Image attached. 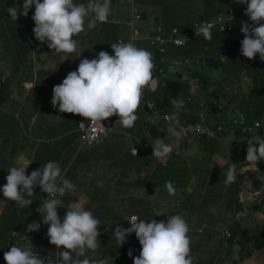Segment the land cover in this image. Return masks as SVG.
<instances>
[{
    "label": "crops",
    "instance_id": "0c3cea01",
    "mask_svg": "<svg viewBox=\"0 0 264 264\" xmlns=\"http://www.w3.org/2000/svg\"><path fill=\"white\" fill-rule=\"evenodd\" d=\"M17 4L22 8L23 0H0V23L3 24L5 22V25H3L4 31H6L7 20H12L11 17H7L10 14L6 9ZM232 7L237 10V19L229 22L233 27L235 26V29L231 31L232 33H225L215 28L211 31L212 39L210 41L203 38H199L196 41L191 40V48L183 50L168 45L166 53L163 55L158 54L149 44V38L155 35V29L158 26H162L163 35L170 37L171 31L177 28L178 35L185 36L188 33L187 31L194 28L195 22L212 18L217 8L216 0H112V10L108 20L103 23H98L95 29L91 30L88 35L82 33L79 37H75L78 40V47L76 52L71 54L52 53L53 50L49 49L47 44H41L36 39L34 43H26L25 49L22 50V48L20 49L18 40L13 39L9 34L4 36L0 44V88L6 89L7 87L8 93L5 94V91L1 92L0 89V104L8 110L11 102H14V106L13 112L10 110L9 112L0 111V189L7 182V169L12 166L29 165L27 174L30 175L33 170L41 168L49 161L58 162L63 170V175L77 186V191L74 194H66L62 198L57 197L61 201L58 214L62 222L67 208L75 204L92 211L100 223L102 222L99 225V231L101 233L99 237L100 248L95 253L89 252L88 255L93 259L103 260L104 264H118L116 258L120 252L117 249V241L113 237L115 226L119 224L124 228L130 227L127 220L135 214L139 215L140 219H155L157 221H166L167 216L177 214L175 209L177 206L174 203L168 204L164 202L167 198V195L163 193L166 192L163 189L164 184L152 185L155 182L171 181L175 189V194L172 196L175 199L188 200V204L185 205V214H182V216L184 218H190L189 220L186 219L190 228L193 229L190 234L208 232L203 229L196 230L195 223L201 220L202 224H206L212 230V238L218 239L219 236L217 237L215 233H221L220 236L222 238L219 239L218 243L221 246L223 242L222 248L224 249L225 256L229 254L230 249H228L229 244L227 243V238L233 239L234 235L232 231L227 230L228 228L223 227L222 224H225L224 218H226L223 215L228 214L218 213L213 209V206H220V201L225 200L226 203L224 205L230 207L227 210H233L234 207L228 199L231 185L223 187L222 193H220L222 196L219 194L218 196H194L199 187L198 174L195 173L196 170H199V167H196L195 164L201 161L204 167H207L208 161L205 160L203 151H209L213 158V156L218 154L215 150H219L222 142L225 143L227 141L228 146L233 148L235 140L231 137L236 138L235 136L230 132H225L223 133L225 137L222 141L220 140V143L198 140L194 136L193 139L185 138L182 136L181 127L178 124H172V126L181 135L179 137L168 135V131L164 130V126L160 122L162 119L158 120L156 115L146 114L145 101H143L137 111L138 119L133 127L124 128L116 121L109 134L110 137L108 136L103 142L89 148L81 145L79 141V133L77 131L79 124L76 128L66 132L68 134L63 133L68 126L66 118L70 113H60L58 107L54 108L52 106L51 100L54 86L62 83L69 72L77 70L79 65L77 61L87 56L85 54L88 47L86 41L90 35L95 33L99 35L98 42L100 45L99 48L97 47L98 53L100 51H107L109 54L114 55L111 43L118 42L119 39L128 40L131 37L132 31L130 24L134 21V28L139 31L142 37L134 44L137 47L150 51L154 62H157V64L160 63L164 67L168 66L165 75L160 76V78L163 77L173 82L180 81L185 84L187 82L191 83V79H194V83L190 89L186 86L188 92H191L189 98L193 97L197 101L202 100L203 104L207 106L203 109L201 108L204 111L210 105L214 106L215 111L212 113L222 118L219 120L217 118L218 116L214 118L211 114L215 122L224 124L226 120H230L235 122L233 125L242 121L246 122L247 116L243 111L242 105L238 104V101L245 102L247 108L250 106L249 97L254 89L257 71L252 68V61L241 55L240 41L244 38L241 32V22L248 21L251 23V21L244 14L246 6L237 4L234 0L230 4L229 1L223 3L220 0V7L218 9H229ZM32 9H34V6ZM134 15H140V18L133 19ZM31 17L32 14L29 13L25 25L34 35L33 28L35 24ZM9 26L10 23L8 21ZM14 36L19 35L16 33ZM7 39H10V41L7 42ZM219 40H222L224 55L232 54L233 63L234 60H240L242 58L247 64L244 65L240 73H236L232 71L231 60L222 67L216 66V62L210 59L212 60V66H215L218 72L220 81L223 79L230 80L226 83L225 91L222 92L220 89H217L219 93L215 96L212 90L207 89L209 87L205 83L206 78H203L206 75L204 76L201 72L193 75V70L189 72L185 70L186 72H184L183 69L192 65V62L199 63L204 59H208L206 54L207 44L215 42V45H217ZM97 55H94V57L91 56L90 58H97ZM20 57L25 58V64L29 63L27 66H33L32 69H29L30 72L28 74L21 67H17ZM192 58H195V60L193 61ZM178 60H189L190 64L182 67L183 69L180 68V70L173 71L171 68H174V66L171 63ZM34 66H36V71L34 70ZM10 73L13 74L12 78ZM154 73L155 71L153 75ZM237 75L239 76V80H237ZM40 76L43 77L44 83L38 80ZM47 76L51 83H47L49 81L47 80ZM156 76L158 75L156 74ZM26 82H31L34 86L27 89L24 86ZM161 85L162 82H160V85L156 84L155 77L153 76V81L150 86L145 88L148 98L155 99V91L159 89L166 97L168 96L167 99H164L166 97L161 94L163 95L161 99L167 101L166 112L170 114H181V118H190L192 114L186 107V103L179 110L175 109L170 101L171 94L166 92L165 89H161L163 87ZM13 91L22 97V103L12 98ZM254 107L256 108V105L252 104L248 110L254 111ZM197 112H195V115ZM263 112L261 111V113ZM80 119H82L80 122H88L83 117ZM162 121L164 122V120ZM256 122H260L261 127H263L261 121L257 120ZM251 123L252 121L247 124ZM51 127L57 128L58 134L54 136L47 135L46 132L49 133L48 130H51ZM29 135L30 141L27 142L26 139ZM74 136L76 137L73 138ZM157 138L163 139L164 143L171 145L173 151L160 158L153 156V145H157ZM185 141H187L186 144ZM134 149L138 150L136 155L133 154ZM236 149L238 151L234 154L241 161L245 162V167L247 145L242 144L241 149L237 145ZM223 159L225 161L224 167L228 163H231L228 157L224 155ZM214 160L217 162L216 159ZM183 169L189 170L188 174L191 176L189 182L184 186L176 185L177 183H181V176L187 174L183 173ZM239 171L240 169L237 170V181L233 184L237 186L236 193L238 200L243 205V209L239 213L242 216L247 209V202L257 196V188L259 190L258 192L264 190V181L257 177L264 175H262V170H259L258 173L248 171L249 173L246 172L243 176L239 175ZM249 181H251V187L248 185ZM98 182H103V186H98ZM143 182L148 183L146 187L135 185L136 183L141 184ZM194 183L195 186H193ZM222 183L225 184L224 181ZM151 186L155 190L154 196L150 195ZM205 187L203 190H210L209 187ZM238 187L242 192H239ZM34 191L35 196L31 197L33 204L28 208H19L15 205L14 201L6 200L2 190H0V264H6L4 253L10 250L11 246L21 247L20 245L23 243L16 244L15 237L12 234L14 231H18L19 233L25 232L28 221H31L36 216L35 208L39 205V199L47 195V193L41 192L39 187H36ZM186 193L188 197H185ZM209 196L213 203H204L202 200L208 199ZM244 200L245 203H243ZM255 204L253 206L262 211L261 208L264 207V196L260 203ZM209 206L212 207L210 208ZM156 208H160L158 213L163 215L157 216ZM223 208L225 207L223 206ZM204 214H209L212 217L209 218V222L207 221L208 219L205 221ZM215 215L218 218H214ZM228 218H231V216H228ZM110 219L111 222L109 223ZM232 222L241 224L234 220ZM44 229L47 235L48 226L44 225ZM239 229L243 233L246 231V229L242 228V224ZM228 231L231 232L232 237L226 235ZM263 232L264 228L262 235H264ZM191 237L192 240H195L194 236ZM196 237L201 238V235ZM135 241V246L140 245L137 238H135ZM238 241L240 244L247 243V241L243 240V236ZM191 245L194 247V251L201 246L196 241ZM33 246L40 253L49 254L53 259L56 258L55 260H59V256L56 253L57 248L49 242L48 235L46 240H35ZM135 246L130 249L135 248ZM263 253L264 251L261 252V254ZM195 254L198 255L196 251ZM219 254L223 255L222 249ZM133 257H131L132 260ZM246 260L247 258L238 260L236 257H233L232 259H228L226 264H253L252 261H254V264H259V261H261L259 258Z\"/></svg>",
    "mask_w": 264,
    "mask_h": 264
},
{
    "label": "clouds",
    "instance_id": "9594fccd",
    "mask_svg": "<svg viewBox=\"0 0 264 264\" xmlns=\"http://www.w3.org/2000/svg\"><path fill=\"white\" fill-rule=\"evenodd\" d=\"M234 2L246 6L244 14L251 21L241 22L244 36L240 41L241 55L252 60L259 54V59L264 62V0ZM33 6L35 11L31 18L35 24V39L41 44H47L53 50L52 53L71 54L78 47L75 37L82 33L88 35L98 23L108 20L112 0H23L22 8L17 4L8 7L6 11L12 20L17 21L20 16L28 17ZM211 28V24H201L195 27V35L210 41ZM179 37L192 40L188 35ZM141 38L139 34L137 40ZM134 43H111L114 55L100 51L97 58H83L77 70L69 72L61 84L54 86L52 106L58 107L60 113L79 115L93 125H103L102 121L118 116L117 121L122 127H133L138 119L137 111L141 106L144 90L153 81L156 67L151 52L137 47ZM12 98L23 102L22 97L15 91L12 92ZM148 99L146 96L147 101ZM171 104L179 110L184 106V101L173 99ZM80 125L84 127V122ZM171 125L172 123L168 127V135L179 137L181 133ZM157 140V145H153V156L160 158L173 151L172 146L164 143L163 139ZM136 153L137 150L134 149L133 154ZM262 160L264 137L253 135L247 138L246 166L240 169L239 175L243 176L248 171L258 173V164ZM28 166L8 168L7 182L0 190L6 200L14 201L19 208H28L33 204L31 197L35 196L36 187L48 194L36 211L41 214L42 223L48 226L49 242L56 246L59 260H54L51 256L42 257L34 253L31 247L13 245L4 253L6 264H104L103 260L93 259L88 255L100 248V221L94 213L75 204L67 208L63 222L58 214L61 201L57 197L62 198L77 191V186L63 175L60 164L49 161L41 168L33 170L30 175L27 174ZM237 177V164L232 163L226 172L225 185L235 183ZM259 179L264 181V176L259 175ZM248 185L251 187V181ZM98 186L102 187L103 182H98ZM166 188L170 195L175 194L171 181L166 182ZM159 215L163 214H157ZM127 221L130 227L124 228L118 224L113 237L123 246L127 237L135 233L141 251L135 257L132 250L128 251L134 264H194L191 228L182 215H169L166 221L144 220L132 216ZM40 227L38 222L28 225L29 232L39 231Z\"/></svg>",
    "mask_w": 264,
    "mask_h": 264
},
{
    "label": "rangeland",
    "instance_id": "374dc122",
    "mask_svg": "<svg viewBox=\"0 0 264 264\" xmlns=\"http://www.w3.org/2000/svg\"><path fill=\"white\" fill-rule=\"evenodd\" d=\"M230 2H232V0H229ZM181 3V2H180ZM34 9L30 10L29 13H31L32 15L34 14ZM200 22L203 20H199ZM3 25H5V22L0 23V44L2 43L3 37L7 35L6 31L3 30ZM188 32V36L192 39L194 38H198L195 35V27L192 28L191 30L187 31ZM226 36V35H224ZM98 38L99 35L97 33L90 35L89 38L86 41V45H88L87 47V51H86V57L88 59H91L90 57H94V55H97L98 53V48L100 43L98 42ZM199 38H203V36H200ZM204 39V38H203ZM191 45H189L188 49L191 48ZM207 48H206V54L208 56V59H204L201 62L197 63V62H192V65L190 64V61L188 60V63L185 64V67L187 65L186 68H182L184 72H189L190 70H193V75H195L197 72H201L206 78L205 83L208 85L209 88L214 92V95L217 96L218 92L217 89H220L222 92L225 91L226 89V83L229 82V79H223L222 81H220V78L218 76V72L215 69V66H212V60H214V62H216V66H222L224 67L229 60H231V62H233V56L232 54H225L223 52V43L222 40H219V43L217 45H215V42L212 43H208L207 44ZM98 47V48H97ZM98 56V55H97ZM84 58V57H83ZM82 58V59H83ZM81 59V60H82ZM193 61L195 60V58H192ZM212 59V60H210ZM241 62L246 65L247 62L244 61L242 58ZM77 61V63L79 64L80 61ZM186 61V60H185ZM35 65V64H34ZM33 66H27L24 68L25 72L28 74L30 71L29 69H32ZM166 69L168 68V66L165 67ZM254 68L257 72H262L264 71L263 69H260L258 67H252ZM34 70L36 71V66H34ZM186 70V71H185ZM158 75V74H157ZM11 76V73H10ZM155 77V82L157 85H160V82L163 81V78L158 75L156 76V73H154L153 75ZM239 80V76L237 75ZM12 78V76H11ZM49 77L47 76V80H49L47 83H51L50 79H48ZM191 79V78H190ZM41 83H44V79L42 76H40V78L38 79ZM194 83V79H191V83L185 84V86H188V89L191 88V86ZM61 84V83H60ZM240 87V86H239ZM193 88L195 89V87L193 86ZM1 92L5 91V94L8 93V89L6 87L5 88H0ZM257 94V91H255ZM188 95L191 96V92H188ZM1 97V94H0ZM264 100L262 101H255L254 104L258 107L256 109V113L253 114L252 110H248V108L253 104H250V106L247 108L246 103L244 102H240L238 101L239 105H242L243 111L245 112L246 116H247V120L245 123H248L250 121H252L251 124H255V122L261 121L263 123V128H264V112L261 113V111H264ZM13 106H14V102H11L10 105L8 106L9 110L11 112H13ZM8 109L4 108L1 104H0V111L3 112H9ZM167 109H162V111L157 115V119H161L162 114L164 112H166ZM145 112V110H144ZM205 113L207 114L208 120L213 123V124H218L217 122H215L212 117L211 114L214 118H216L218 115H214L212 113V111L210 110V108L205 109ZM219 120H221L222 118H219V116L217 117ZM119 119V117L117 116V118L115 119V122ZM199 120V116L195 115V116H191L190 117V122L192 121H198ZM260 129V128H258ZM226 132H230V130H226ZM231 133V132H230ZM233 136L237 137L236 133H231ZM25 135H27V133H25ZM193 139V133L191 134ZM229 135V134H226ZM110 137V135H108ZM225 136H220V140L222 141L223 138ZM233 140H235V143L233 145V148L230 146H228L227 141L225 143L222 142V145L220 146L219 150H215L218 152L217 155L213 156V158L211 157L209 151L204 150L203 151V155L205 156V160L208 161L207 167H204V164L201 161L196 162V167H199V170L195 173L198 174V183H199V187L197 189L196 194H194V196H201V195H213V196H218V194L220 196H222L220 193H222L223 187H227L225 184H223L222 182L225 179L226 176V172L228 170V168L231 166L232 163L237 164V170L241 169L244 167L245 162L241 161L239 157H237L234 153L236 151H238L236 149V146H240V149L242 147V144L247 145V138L246 139H236L231 137ZM30 135L27 136V142L30 141ZM190 143H192L191 141H189ZM187 143V141H185V144ZM219 144V143H218ZM195 145V144H194ZM223 155L228 157V159L231 161V163L227 164L225 167V161L223 159ZM217 160V162H215V160ZM189 171V170H188ZM188 171L186 169H183V173H187L186 175H182L181 178V183H177L176 185H180V186H184L186 185V183L189 182L190 179V174H188ZM249 173V172H248ZM262 175H264V172H262ZM166 182L167 181H160V182H155V184L152 183V185H162L164 184L163 189L166 190V192H163L164 194L167 195V198L164 202L168 203V204H172L174 203L177 207L175 208L177 211V214H185L184 210H186L185 205L188 204L187 201L188 200H182V199H178V198H174L172 195L169 194L167 188H166ZM147 182H143L141 184L136 183V186H143L146 187L147 186ZM174 185V184H172ZM193 186H195V183L193 184ZM205 186H207V188L209 187L210 190L206 191L203 190V188H206ZM140 189H143L142 187H139ZM237 186L233 185L231 186V190L229 193V201L232 204V206L234 207L233 210H227V208H230L228 206H225L224 203H226V201H220V206H213V209H215L218 213L221 212L222 214H228V215H223L224 217V221L225 224H223V227H227V230L232 231L234 238L233 239H228L227 238V243L228 245V249H230V253L227 254L225 256V252L224 249L222 248L223 242L220 244L218 243L219 239H221L222 237L220 236L221 233H215L216 236L218 237V239H214L211 237L212 234V230L206 226V224H202L201 220L196 221L195 226H196V230H207V233H195V234H190L191 236H194L195 240H192V243L194 244V241H196V243H198L199 245H201L196 251V253H198V255L195 254L194 251V247H192L191 245V252L192 255L194 257V264H226V261L228 259H232L233 257H236L238 260H243L246 259L247 260H254V259H258L261 260L259 261V264H264V253L261 254L262 251H264L263 246H264V235H262V230L264 228V207H262V211L258 210L257 207L253 206L254 203L258 204L261 202V200L263 199L264 196V190H262L261 192H258V188H257V196H255V198L251 201L247 202V209L245 211V214L240 216L238 215L239 211L236 206H237V201H238V195L236 193L237 191ZM154 189L153 186H151L150 188V195L154 196ZM148 192V190H147ZM193 193V192H191ZM133 195H135V193H133ZM188 197V194L186 193V196ZM184 198V196H183ZM204 203H210L212 204V200L209 196L208 199L206 200H202ZM236 201V202H235ZM250 202V203H249ZM198 204V202H196ZM243 203H245V200L243 201ZM235 204V206H234ZM255 204V205H256ZM223 206L225 208H223ZM210 208L212 206H209ZM256 208V209H255ZM160 208H156L155 211L158 213ZM161 214V213H158ZM205 216V221L206 219H208L207 221L209 222V218H212L209 214H204ZM228 216H231V218H228ZM131 217V216H130ZM214 218H218L217 215H215ZM187 220H189L190 218H185ZM113 220V219H112ZM212 220V219H211ZM214 220V219H213ZM236 221V222H240L242 224V228L246 229V231L244 232H248L246 236H244L245 233L240 231V227L241 224H237L234 223L232 221ZM111 222V219L109 220V223ZM216 222V220H215ZM102 223V222H101ZM100 223V225H101ZM206 223V222H205ZM193 229L191 228V231ZM230 231L226 232V235L229 236ZM264 233V232H263ZM198 235H201L200 237H196ZM223 236V235H222ZM243 236V240L247 241V243L245 244H240L239 243V239ZM135 238L136 235L135 233L131 234L130 236L127 237V242L124 244L123 247H121V245L117 242V249L118 252H120L119 255H123V257L121 258V260L118 262V264H134L133 260L131 259V257H129L128 255V251L131 247L135 246ZM15 242L16 244H20L21 242L19 241L18 238H15ZM239 243V244H238ZM260 243L263 245L260 247ZM223 251V255H220L219 252ZM133 252V256H139L140 251H141V245L135 246V248L130 249ZM254 253V254H253ZM257 254V255H255ZM246 260V261H247ZM254 264V261H252Z\"/></svg>",
    "mask_w": 264,
    "mask_h": 264
},
{
    "label": "built area",
    "instance_id": "2783aa9c",
    "mask_svg": "<svg viewBox=\"0 0 264 264\" xmlns=\"http://www.w3.org/2000/svg\"><path fill=\"white\" fill-rule=\"evenodd\" d=\"M134 18L139 19L140 15H134L133 19ZM236 19L237 17H236L235 8H229L227 11L218 14L217 20L195 22L193 27H197L201 24L208 23L212 25L211 29H215L217 27L222 32L231 31L233 30V25L230 24L229 22L234 21ZM130 26L132 27V36L129 40L124 41V42L130 41L134 43V41L139 38L140 33L137 29L134 28L133 22L130 24ZM154 32H155V35L149 38V42H150L151 47L154 48V50L157 51V53L160 55H163L165 53L167 44H172L173 46H176V47H184L188 45L189 38L179 37L177 28H174L171 31L170 37H165L163 35L164 32H163L162 26H158ZM119 41H123V40L120 39ZM154 63L156 65L154 71L155 72L157 71L158 74H162L164 76L166 72V68L160 63L158 64L157 62H154ZM186 63H188V60L186 61L178 60L176 62H172L171 65L174 66V68H171V69L173 71L180 70V68L184 67ZM24 86L27 89H30L34 85L31 82H26ZM145 100H146V96L144 94L142 102ZM145 103L148 105L149 109L152 110V113L156 116L162 111V109L167 108V103L165 100L156 102V101L148 99V101L146 100ZM197 115L199 116V120L190 122V118L188 119L181 118V114H170L168 112H164L162 114V119H164L165 121L169 123H172V124L174 123V125L178 124L181 127L182 136L185 138H191L192 137L191 134L193 133L198 138H206L208 141L219 142L220 136L224 130L223 124L211 123L208 120L207 114L205 113L204 110H200L197 113ZM116 118L117 116H113V117L108 118L105 121H102L103 125L99 123L93 125L90 121H88V122H84V127H81L80 123L82 122H80L77 128V131L79 133V141L81 145L92 148L96 146L97 144L103 142L108 137L110 132L112 131ZM260 127H261V123L256 122L254 126L248 127V131L252 132L255 128H260ZM137 153H138V150H137ZM47 195L39 199V205L35 208L36 216L31 221H28V223L26 224L25 232L19 233L18 231H14L12 234L13 237L18 238L19 241L23 243L20 245L22 248L31 247L34 253L41 255L42 257H45V258L50 257L51 255L40 253L34 248L33 243L37 239L46 240L47 238V235L44 229V224L42 223V216L39 212L36 211V209L41 205L42 200L47 198ZM132 216H137L140 218V216L137 214L132 215ZM33 222H38L41 224L39 231L29 232L30 230L28 228V225ZM228 237H232L231 232Z\"/></svg>",
    "mask_w": 264,
    "mask_h": 264
},
{
    "label": "trees",
    "instance_id": "16d2710c",
    "mask_svg": "<svg viewBox=\"0 0 264 264\" xmlns=\"http://www.w3.org/2000/svg\"><path fill=\"white\" fill-rule=\"evenodd\" d=\"M227 1H229V0H222L223 3H226ZM231 3H233V0H232ZM216 4H217V8L215 9L216 11L214 10L215 12H214L212 18L211 19H208V20H203V21H214V20H217L218 14H220V13L225 12V11L228 10L227 8H224L222 10L218 9L220 7V0H216ZM229 4H230V1H229ZM7 17H10V15L7 16ZM26 19H27V17L20 16V18L17 21H15V20H11V21L10 20H7V23H6L7 24L6 33L9 34L11 37H13V39L18 40V42L20 43V49L22 48V50L25 49L26 43L30 44V43H34L35 42V36L32 34V31L31 30H28L27 26L25 25L26 22H27ZM8 21L10 23V26L9 27H8ZM133 23H134V21H133ZM216 29L219 30V28H217V27H216ZM234 29H235V26L233 27V30ZM212 30H214V29H211V31ZM233 30H231V31H233ZM231 31H225V33L226 32L232 33ZM16 33L19 36H14ZM186 34L188 35V33H186ZM197 39H199V37L198 38H194V39L192 38V41H196ZM9 41H10V39H7V42H9ZM123 41H127V40H123ZM192 41L189 40L188 45L187 46H184V47H176V46H173V47L183 50V49L188 48L189 47V44ZM168 45H171L172 46V44H167V46ZM167 46H166V50H167ZM165 53H166V51H165ZM24 61H25V58H21L20 57L19 58V61L17 63L18 64L17 67H21L24 70V67H26L29 64V63L25 64ZM251 61H252V65H253L252 67H258V68L264 70V62H262L259 59V54H257V57L255 59H252ZM242 68H244V64L241 62V59L240 60L239 59L238 60H234V63L232 62V71L233 72L240 73V71L242 70ZM155 73L158 74L157 71ZM158 75L159 76H163L162 74H158ZM11 76L13 77V74L12 73H11ZM254 84H255L254 85V89H253V91H252V93H251V95L249 97V102H250V104L253 103V105H254V102L257 101V100L258 101L264 100V71L257 72L256 79H255ZM161 86H163L161 89H165L166 92H168V93L171 94L170 101L173 100V99H183L184 103H186V107L191 111V114H192L191 116L192 117L195 116V112L196 111L199 112L201 110V108L202 109L205 108V105L206 104H203V101L202 100L201 101H197V100H194L193 97H190L189 98L188 89L185 86V83L184 82H180V81L173 82L171 80L164 79L162 81V85ZM255 91H257V94H256ZM144 93L146 95L145 90H144ZM161 94H163L161 92V90L159 91V89H157L155 91L156 98L155 99L151 98V99L154 100V101H156V102H159V101L162 100L161 99L162 96L163 95L165 96V94H163V95H161ZM167 97L164 98V99H167ZM188 99H189V102H188ZM263 105H264V103H263ZM257 108H258L257 106H256V108L254 107V111H252L253 114L256 113V109ZM197 113H196V115H197ZM65 115H67V114H65ZM80 118H81V116L76 115V114L67 115L66 121L68 122V126L65 128V130H64L63 133L64 134H68L66 132H68L71 129L76 128L78 126V124L80 123V121H82V119H80ZM231 122L232 121H230V120L229 121L226 120L224 122V124L221 123L224 126L223 133H225L226 130L228 129V130H230L231 133H233V134L236 133V135H237L236 138L239 139V140L240 139L250 138L253 135H259L261 137H264V128L263 127H261L260 129L255 128L252 132H249L248 131V127L249 126H254L255 124H253V125L252 124H247V123H245V122L242 121L240 123H237V124H234L233 125V123H235V122L234 121L232 123ZM48 132L49 133L46 132V134L49 135V136H54V135L58 134L57 133V128H52L51 127V130H48ZM223 133L221 134V137L223 136ZM75 135L77 136V134H75ZM76 136H74L73 138H75ZM193 136L196 137L195 134H193ZM198 140H204L205 141L207 139L206 138H198ZM220 142L221 141L219 140V143ZM259 168H260V170H262L264 172V160H262L259 163ZM233 185L234 184H231V186H233ZM238 190H239V192H242V191H240L239 187H238ZM236 208L238 210H240L239 213L243 209V205H242V203H240L239 200L237 201ZM239 213H238V215H239ZM30 215H32V213H30ZM21 233H24V231L21 232ZM247 233L248 232H245L244 236H246ZM261 246H263V245L260 243V247ZM263 248H264V246H263ZM122 257H123V255H119L116 258L117 259V263L121 260Z\"/></svg>",
    "mask_w": 264,
    "mask_h": 264
},
{
    "label": "water",
    "instance_id": "95a60500",
    "mask_svg": "<svg viewBox=\"0 0 264 264\" xmlns=\"http://www.w3.org/2000/svg\"><path fill=\"white\" fill-rule=\"evenodd\" d=\"M179 77L181 78L180 75H179ZM147 108H148V106L145 105L146 114H147V115H150V114H151V115H154V114L152 113V110H151V109H147ZM209 108H210V110H211L212 112L215 111L214 106L210 105ZM161 119H162V118H161ZM162 120H164V119H162ZM162 120H160V122H161V124L164 126V130H167V131H168V127L170 126V123L167 122V121H165V120H164V122H163ZM171 126H172V125H171ZM252 176H253V175H252ZM252 176H251V177H252Z\"/></svg>",
    "mask_w": 264,
    "mask_h": 264
},
{
    "label": "flooded vegetation",
    "instance_id": "af4514ba",
    "mask_svg": "<svg viewBox=\"0 0 264 264\" xmlns=\"http://www.w3.org/2000/svg\"><path fill=\"white\" fill-rule=\"evenodd\" d=\"M255 177V176H254ZM259 178V176H257ZM257 183L259 184V182L257 181ZM261 183V182H260Z\"/></svg>",
    "mask_w": 264,
    "mask_h": 264
}]
</instances>
